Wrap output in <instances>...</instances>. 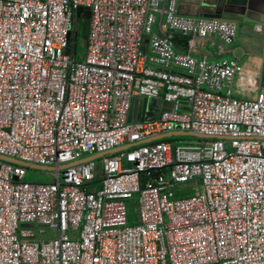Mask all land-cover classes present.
<instances>
[{"label":"built area","instance_id":"1","mask_svg":"<svg viewBox=\"0 0 264 264\" xmlns=\"http://www.w3.org/2000/svg\"><path fill=\"white\" fill-rule=\"evenodd\" d=\"M211 35L231 44L238 24L178 0H0V155L55 167L31 182L0 159V264H264V46L243 63L196 58ZM140 96L174 109L131 123ZM177 131L212 138L147 142Z\"/></svg>","mask_w":264,"mask_h":264},{"label":"water","instance_id":"2","mask_svg":"<svg viewBox=\"0 0 264 264\" xmlns=\"http://www.w3.org/2000/svg\"><path fill=\"white\" fill-rule=\"evenodd\" d=\"M178 13L185 16L218 18L223 20L235 21L238 24V35L236 39L240 44L249 45L250 49L255 50L254 53H259V51L264 46V34L262 32H257L254 29L255 24L264 23V0H178ZM90 17V8L79 7L76 10L74 16L75 29H78V22L80 19L89 20ZM69 37L71 38V33ZM183 42L187 43V40H184ZM86 44L87 43L85 42V46ZM139 103H141L145 107L149 106L150 108H152V110L139 112L137 108ZM173 109L174 104L170 102H161L160 99L146 96L135 97L131 103L128 120L131 123L152 121L158 117H161L164 112H172ZM176 135L194 136L201 139L212 138L211 136L202 135L196 132L177 131L167 135L154 137L147 142ZM138 145H141V142L128 144L126 146L114 149L110 153H114ZM99 156H101V154L91 156L87 159L82 160L81 162L90 159H96ZM0 159L7 160L13 163L23 164L33 169L46 171L55 170V167L30 165L1 155Z\"/></svg>","mask_w":264,"mask_h":264},{"label":"crops","instance_id":"3","mask_svg":"<svg viewBox=\"0 0 264 264\" xmlns=\"http://www.w3.org/2000/svg\"><path fill=\"white\" fill-rule=\"evenodd\" d=\"M199 46H201V49L198 51V53L195 54L196 58L201 59L204 57H208V59L210 60L220 58L237 59L241 63L246 60L245 53H254L255 51L254 49H250L249 45L240 44L237 39H235V41L231 44H226L218 35H211L208 38L201 40ZM262 50L263 48L259 51V53L255 54H260ZM239 83V79H236L233 87V93L235 96L241 97L245 92L248 91V88L240 86ZM262 83L264 85V80ZM137 108L139 112L152 110V108H150L149 106L145 107L141 103H139Z\"/></svg>","mask_w":264,"mask_h":264},{"label":"rangeland","instance_id":"4","mask_svg":"<svg viewBox=\"0 0 264 264\" xmlns=\"http://www.w3.org/2000/svg\"><path fill=\"white\" fill-rule=\"evenodd\" d=\"M85 20L86 19H80L78 22V29L77 33L79 34V47L78 52L79 56L82 57L86 53V46H85V40L84 35H87L88 29H85ZM82 36V37H81ZM172 140H175L177 144L184 146L185 142H191L193 144H196L200 138L194 137V136H186V135H176L171 137ZM54 172L52 170L46 171V170H40V169H29L27 174V180L31 182H52L54 180V176L52 175ZM203 186L200 185L197 187L196 192L203 193ZM195 192V193H196ZM194 192H188V195L195 194ZM179 197V196H178ZM138 199L139 195L135 194L133 198L129 199L127 201L128 205V215L129 220L132 224H135L138 222ZM25 227H30L28 224L25 225ZM36 229H45V237L48 238L51 236V230L42 226L35 225Z\"/></svg>","mask_w":264,"mask_h":264},{"label":"trees","instance_id":"5","mask_svg":"<svg viewBox=\"0 0 264 264\" xmlns=\"http://www.w3.org/2000/svg\"><path fill=\"white\" fill-rule=\"evenodd\" d=\"M74 19V18H73ZM85 29H88V33H87V35H82V36H84V40H85V42L87 41V39H88V35H89V30H90V20H85ZM81 36V37H82ZM79 38H80V36H79V34L77 33V31L74 33V35L72 36V43H73V45L76 43V42H78L79 43ZM144 177H146V174L144 175Z\"/></svg>","mask_w":264,"mask_h":264}]
</instances>
